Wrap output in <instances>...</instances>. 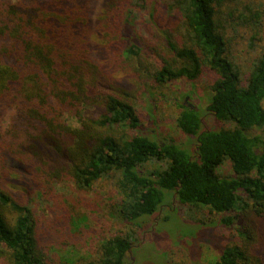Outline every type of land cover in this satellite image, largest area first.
<instances>
[{
  "label": "trees",
  "instance_id": "16d2710c",
  "mask_svg": "<svg viewBox=\"0 0 264 264\" xmlns=\"http://www.w3.org/2000/svg\"><path fill=\"white\" fill-rule=\"evenodd\" d=\"M130 1L0 0V264H50L61 237L94 233L85 214H59L64 176L83 193L110 178L117 194L110 236L88 246L90 260L62 264H141L151 245H163V264L173 250L189 254L184 264H264V49L243 77L227 37L234 26L259 39L264 2L141 0L142 24ZM206 69L205 108L174 103L183 144L163 135L156 110L145 127L128 90L111 86L119 74L148 90L197 82Z\"/></svg>",
  "mask_w": 264,
  "mask_h": 264
},
{
  "label": "rangeland",
  "instance_id": "374dc122",
  "mask_svg": "<svg viewBox=\"0 0 264 264\" xmlns=\"http://www.w3.org/2000/svg\"><path fill=\"white\" fill-rule=\"evenodd\" d=\"M130 9L137 13V16L140 18L141 23L147 22V19L141 18L142 16V5L143 2L141 0H131L130 1ZM254 2L255 4H259L264 2V0H246V3ZM180 24V18L173 20L170 26V30L172 31L173 28L178 30ZM167 30L163 29L164 33H168ZM254 32L253 29H245L241 27H232L229 28L227 31V37L232 39V44L230 46V56L231 59L235 62V64L241 69L244 74L249 70L251 63L256 55H259L261 51L264 49V29L259 32L258 38L255 41L251 39V33ZM175 34V33H174ZM173 34V35H174ZM153 38V47L161 53L164 52V48L159 50L164 44L163 36L155 32ZM146 39H149L147 34H145ZM157 52V51H156ZM157 52L158 54H160ZM166 53V52H165ZM153 57L149 59L151 61ZM115 82L111 83L112 89L115 92L121 93L122 89L128 90L131 94L132 98H129L131 103H135L137 109L141 111L142 118H144L145 127L149 125L148 119L154 116L155 111V118L158 117L159 123L161 122L160 131H162L163 135L167 136L170 139H176L179 143H187V139L182 136L174 126V120L176 118L177 105L174 104L177 101L184 103L185 100L188 103V106L198 107L200 109L205 108V101L203 100L205 92L208 90L209 86L212 85L214 80V74L211 70L206 69L204 74L197 82H190L185 79L178 80L175 82H170L168 84L163 85H153L147 84L148 88L145 89L142 87V83L145 81V78H132L123 77L122 75H118L114 78ZM119 81L117 83V81ZM148 93H147V92ZM185 102V104H186ZM207 121V125L209 127L220 126L219 123H216L215 120L211 116H205ZM70 123L74 126L78 124L76 120H70ZM149 165V164H148ZM154 165L150 163L149 167L154 168ZM156 166V165H154ZM222 174L230 175L231 171L229 167H225L222 171ZM115 182L112 179H105L100 183H97L92 191L83 193L82 191H77L74 183L71 182L68 176H64L62 181L59 183L57 188V196H56V203L63 205V210L59 211V214L66 215V210L64 208H69L72 210L73 215H79L80 218H84L83 214L86 215L87 223L94 230V233L90 235H85L80 241H72V240H65L61 237L60 242L57 243L58 245L53 247L51 252L52 261L50 264H62V263H69L72 259V256L77 255V261L79 258H88L90 256L88 246L91 243H98L102 237H109L111 232L113 231V224L112 221L109 219L108 215L106 214V209L108 206L115 200L114 196H116V188ZM51 202L47 203L45 199V203L39 202L41 208L44 211H52L55 208V205H51ZM48 205V206H47ZM191 214L190 216H184L185 219H190L197 221L204 220L207 221L209 218L210 220H214L212 217L206 215L204 212L198 213L197 211H191L187 214ZM42 214V213H41ZM183 217V218H184ZM45 218L49 219V214L45 215ZM256 221H250V225H256ZM167 225V224H166ZM251 231L253 230L254 227ZM260 228V227H259ZM235 230V227H234ZM235 232V231H233ZM59 236V235H58ZM51 238L47 242H56V237ZM61 236V235H60ZM58 239V238H57ZM82 243L85 244L82 246ZM154 243H158V238L154 241ZM239 245H244L243 242L238 240L237 242ZM163 245H151V247H156L158 249L156 253L154 252V257H152V251L145 253L143 257L145 260H141V264H163L161 254L164 251ZM203 255L208 259L214 257V252L208 249L203 250ZM171 264H184V262H188L190 256L187 252L180 253L178 251H172L171 254ZM166 259V260H170ZM78 263V262H77Z\"/></svg>",
  "mask_w": 264,
  "mask_h": 264
}]
</instances>
